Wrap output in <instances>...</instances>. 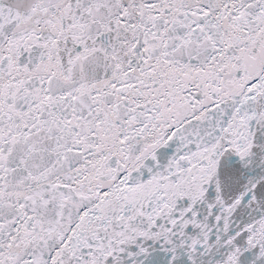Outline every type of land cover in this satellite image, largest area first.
<instances>
[{
  "label": "snow or ice",
  "instance_id": "snow-or-ice-1",
  "mask_svg": "<svg viewBox=\"0 0 264 264\" xmlns=\"http://www.w3.org/2000/svg\"><path fill=\"white\" fill-rule=\"evenodd\" d=\"M0 264H264V0H0Z\"/></svg>",
  "mask_w": 264,
  "mask_h": 264
}]
</instances>
